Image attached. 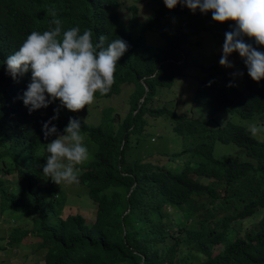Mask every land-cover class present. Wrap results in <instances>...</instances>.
I'll return each mask as SVG.
<instances>
[{
	"label": "trees",
	"instance_id": "obj_1",
	"mask_svg": "<svg viewBox=\"0 0 264 264\" xmlns=\"http://www.w3.org/2000/svg\"><path fill=\"white\" fill-rule=\"evenodd\" d=\"M136 1L155 10L142 19L132 5L126 21L120 14L123 0H0V162L6 166L0 171V221L18 213L35 220L32 230L14 226L9 245L19 247L24 238L34 237L44 264H264V213L254 226L242 229L244 221L264 211V139L253 138L244 125L216 120L225 111L242 119L257 117L264 125V79L254 81L240 57L237 87L224 67L213 63L202 67L205 75L192 97L195 104L207 106L206 120L161 107V89L172 88L185 67L200 66L187 49L192 36L213 27L225 38L234 24L215 22L211 12L193 13L182 4L169 9L163 0ZM50 9L65 30L78 25L81 32L90 29L94 40L103 34L106 43L120 37L128 44L110 92L95 94L108 99L131 85L128 113L109 108L100 124L82 121V133L98 145L78 176L98 204L94 223L80 214L61 216L66 196L42 173L46 159L41 150L49 139L43 124L59 108L52 123L64 133L78 112L57 100L30 113L21 97L31 73L14 80L4 64L27 35L49 28ZM176 16L185 20L171 25L174 32L166 30ZM157 30L166 40L150 44L147 33ZM259 50L264 52V46ZM160 116L171 118L174 131L190 145L165 153L172 165L131 158L150 119ZM216 142L243 147L248 159L217 157ZM189 152L196 162L174 166L176 157ZM3 240L0 236V247Z\"/></svg>",
	"mask_w": 264,
	"mask_h": 264
},
{
	"label": "clouds",
	"instance_id": "obj_2",
	"mask_svg": "<svg viewBox=\"0 0 264 264\" xmlns=\"http://www.w3.org/2000/svg\"><path fill=\"white\" fill-rule=\"evenodd\" d=\"M163 2L169 9L182 4L193 13L196 10L211 12L215 22H233L234 26L225 33L220 65L234 67L229 57L238 52L244 59L249 76L256 82L264 79V52L259 50V46H264V0ZM48 15L52 17L49 28L32 31L4 64L14 80L31 73L30 82L21 97L30 113L47 108L57 100L61 107L79 112L93 103L97 92L100 95L110 92L117 63L127 52L128 44L120 37L106 43L108 38L103 34L94 40L90 29L81 32L78 25L65 30L55 9H50ZM55 111L56 115L42 128L45 140L56 137L46 143L47 156L42 173L57 185L78 183L77 166L88 158L81 130L82 121L86 119L70 118L65 134H61L52 123L59 116V108ZM261 131L256 124L248 128L253 138Z\"/></svg>",
	"mask_w": 264,
	"mask_h": 264
},
{
	"label": "rangeland",
	"instance_id": "obj_3",
	"mask_svg": "<svg viewBox=\"0 0 264 264\" xmlns=\"http://www.w3.org/2000/svg\"><path fill=\"white\" fill-rule=\"evenodd\" d=\"M137 5L142 19L148 17L154 10L155 6L146 2L138 3L136 0H123L120 14L124 20H128L130 13L127 10L128 7ZM174 21L169 22V27L166 26V30L174 32L173 26H178L176 22H182L185 20V16L173 17ZM173 25V26H171ZM147 39L150 44H163L165 38L162 37L161 30L152 31L147 33ZM225 38L213 27L202 30L201 33L192 36L187 45V49L192 50L191 60H197L199 65L187 66L184 68L183 74L177 77L175 84L172 88L161 89L160 99L162 98L161 107H168L170 109H176L178 113L187 116H194L196 118L206 120L208 115V109L205 104H195L192 101V97L199 85L200 79L205 75L203 68L210 66L213 63L220 64L219 60L222 57V46ZM241 56L238 52L231 54L229 57L230 62L234 64V67H224V70L233 78L236 86L240 85V74L237 62ZM197 61H195L197 63ZM235 74V75H234ZM133 87L131 85L125 86L122 92L118 96H114L106 99H98L94 97V101L91 105L86 106L83 110L78 112V116L81 120L86 119L91 124L102 123L104 112L109 109H115L120 115L128 113L129 95L131 94ZM216 120L222 125L227 121H233L249 128L250 125L256 124L262 129V131L256 136L258 139H264V125L260 124L257 117L252 119H242L237 114H232L225 111H220L216 114ZM150 123L146 128V133L143 136L141 142L136 146L131 154V158L143 157L144 159L153 160L155 162L163 160V164L172 165V162L165 157V153L170 152L175 154L180 150L188 147L190 142L183 136L174 131V125L171 118L167 116H160L158 118L150 119ZM214 125V124H213ZM64 134V133H61ZM84 143L88 148V158L81 165H78V176L80 173V167H84L90 164L94 159V155L98 149V145L85 133ZM55 136L49 137L48 143L55 139ZM41 155L46 159L47 152L46 147L41 150ZM215 155L220 158L232 157L239 160H247L248 157L245 153V149L235 144H225L222 142L215 143ZM192 153L176 157L174 166L182 165L183 162L189 160H195L197 158L190 159ZM7 165H9V160ZM6 166L3 162H0V171L4 170ZM8 180L15 182L16 176L7 177ZM55 189L66 196L65 207L63 210V217L68 215H82L86 218L87 222L94 223L98 213V204L95 202L89 193L86 186H82L78 183H63L57 185L52 181ZM264 211L256 214L253 219H249L243 222L242 229L251 228L255 222H258ZM25 213L11 214L6 216L8 221H0V236H4L2 246L0 247V264H44L43 254L40 251L39 241L32 236L24 238L22 244L19 247L10 246L9 240L12 233V229L19 227L21 229L32 230L35 227V220L31 216H23ZM38 217V215H35ZM34 216V217H35ZM14 218L18 221H15ZM50 219L55 220L53 217ZM239 228V227H238ZM241 229V228H239Z\"/></svg>",
	"mask_w": 264,
	"mask_h": 264
}]
</instances>
